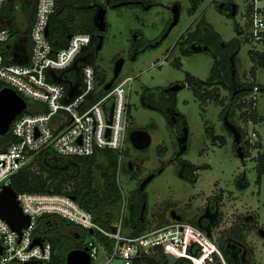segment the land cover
<instances>
[{"label": "rangeland", "instance_id": "rangeland-1", "mask_svg": "<svg viewBox=\"0 0 264 264\" xmlns=\"http://www.w3.org/2000/svg\"><path fill=\"white\" fill-rule=\"evenodd\" d=\"M103 1V0H101ZM160 5L149 10L141 7L119 6L107 8V28L103 32L104 42L91 64L95 69V88L104 85L113 76V64L118 57L124 59V64L117 80L132 77L130 85V119L129 130L145 129L150 137V145L143 151L135 150L129 141L125 142V149L120 155V163L124 166L118 171V184L126 201L131 197L138 186V182L148 174L160 168L162 161H168L172 153L178 150L176 137L173 131L166 125L161 113L143 107L139 102V94L144 87H167L173 83L184 80L185 72L205 80L211 70L213 59L208 53H194L184 56L177 48H173L175 40L190 25L191 21L199 15L210 23L221 35L224 41L233 37H240L234 31V25L242 23L244 2L233 1L238 9L236 16L227 17L217 10L216 4L220 0H201L196 11H188V0H156ZM173 1L181 4V12L178 23L170 30L167 37L158 46L151 47L138 54L136 59L130 57L132 51V39L134 32L139 31L144 38L153 39L158 37L167 26L170 18L169 6ZM16 14V20L21 19V11H5ZM5 14H3L4 16ZM241 41V48L237 59L238 80L242 82L253 81L264 85V69L258 68L255 78L249 74L252 66L249 60L248 50L251 44ZM90 49L80 56L89 55ZM179 58L181 68L172 62ZM60 73V72H57ZM105 77V78H104ZM223 101H228V93L219 89ZM255 107L263 120L239 119L240 110H236L234 124L239 125L244 133L245 154L247 157L242 161L233 151L232 136L222 125L219 112L223 104L209 101L204 110L195 99L188 86L176 92V108L185 117L187 129V151L182 154V159L188 160L194 165L207 168L198 169V179L195 183L181 178L178 173L176 162L167 164L161 174L152 179L146 186V222L151 228L159 225V221L167 220L170 211L182 216L184 221L192 219L196 222L198 216L204 211L207 200L214 204V195H218L219 204L217 220L212 232H208L211 243L220 249L223 241L235 239L232 233L238 225L250 227L243 229L244 253L242 259L245 264H264V175L259 183L256 182L257 172L255 169L256 156L264 150V92L254 93ZM248 99V98H247ZM206 122V123H204ZM206 124L213 129L214 133L222 135L225 139L223 146L212 144L206 137L204 126ZM181 127V126H180ZM241 140H243L241 136ZM98 160H104L99 157ZM132 164L131 172H127L128 164ZM245 178L248 186L240 188L239 182ZM121 204V202H120ZM120 206V205H119ZM119 215V213H118ZM117 217V216H116ZM246 217H251L247 220ZM199 228L197 225H194ZM127 233V229L123 234ZM207 233V232H206ZM95 239V235L84 232L82 245L85 246ZM101 247V245H99ZM209 247V245H208ZM190 244L182 250V257L191 264L205 255H215L207 252L192 255ZM68 251H66L67 253ZM65 253V255H66ZM104 261L102 250L99 256L91 264H101ZM177 260L174 259V263Z\"/></svg>", "mask_w": 264, "mask_h": 264}, {"label": "built area", "instance_id": "built-area-1", "mask_svg": "<svg viewBox=\"0 0 264 264\" xmlns=\"http://www.w3.org/2000/svg\"><path fill=\"white\" fill-rule=\"evenodd\" d=\"M11 1L0 0V90L13 89L25 100L26 108L10 125L8 133L14 140L0 151V191L11 185L12 176L39 153L51 152L62 157L90 156L99 149L122 153L125 142L129 141L130 85L133 81L130 76L116 80L106 94L94 99V67L91 62L80 60V52L90 45L91 35L75 33L63 47H54L45 30L55 0H36L32 24L24 36L13 30L7 23L9 18L2 14ZM242 1L240 39L250 43L251 49L262 51L264 0ZM4 50L12 51L14 58L27 51V58L10 61V56L3 54ZM78 61L81 62L79 80L69 77L71 95L69 86L54 79L69 69L71 71ZM16 196L22 212L29 217V224L19 234L0 218V264H48L52 258V244L39 229L40 222L48 216L61 218L88 234L92 229L90 235L98 231L110 239L109 250L96 240L85 245L91 262L98 258L100 250L104 258L101 264H134L135 259L157 251L164 253L166 258L171 255L178 260L182 250L190 244V252L197 246L192 255L207 252L209 247L210 253L215 252L212 257L202 256L193 264H228L208 234L184 220L170 219L159 227H147L137 234H123V218L127 213L123 194L119 215L112 223L111 231L96 224L92 214L67 194L21 192ZM34 240L37 243L32 244Z\"/></svg>", "mask_w": 264, "mask_h": 264}, {"label": "trees", "instance_id": "trees-1", "mask_svg": "<svg viewBox=\"0 0 264 264\" xmlns=\"http://www.w3.org/2000/svg\"><path fill=\"white\" fill-rule=\"evenodd\" d=\"M24 1H26L24 6ZM122 1L128 0H55L54 11L49 18V34L48 39L51 41L54 47L61 48L68 40V36L75 33H88L91 35V39L97 40L99 34L95 28L93 15L95 9L99 5L111 6ZM139 1L138 4L132 3L126 5L128 7H141L145 8L149 6H155L156 0H130ZM201 0H190V7L188 11L194 13ZM36 0H12L10 4H7L2 11L5 14V18H13L14 13H5L11 8L15 10H25L27 17V34L29 33L33 16L31 12L35 11ZM226 4L231 0L223 1ZM218 2L216 4L217 10L223 14L224 11L219 9ZM237 7V5H236ZM238 9V7H237ZM107 28V25H106ZM234 31L240 37L242 34L241 28L238 24L234 25ZM166 30H163L161 36L155 37L151 40L144 38L141 32H134L135 39H132L131 48L134 50L131 55L134 54V59L137 58L138 54L145 51L148 48L158 46L164 38ZM180 53L182 55L190 56L194 53H208L213 59L210 74L205 79H199L189 72H185L184 80L179 82L184 87L188 86L192 91L193 96L200 104L201 110L209 101L217 102L219 105L223 104L222 110L219 112L221 120L224 116L229 121L234 123L236 110H240L238 115L239 119L252 120H263L258 115L255 107V98L253 94L256 92L263 93L264 85L253 81L242 82L238 80L237 75V64H238V53L241 48V41L236 36L229 41H224L221 35L214 29V27L208 23L202 15L194 18L190 25L177 39ZM90 47H86L80 52V55L88 51ZM4 55L10 56V61H17L19 58H14V53L10 50H4ZM249 60L252 66L249 69V74L252 78H255L256 71L258 68L264 69V50L256 51L253 49L248 50ZM176 67L181 68V62L179 58H176L172 62ZM93 66V65H92ZM81 67V65H80ZM94 67V66H93ZM95 70V69H94ZM75 80L77 76L73 75ZM80 76V72L78 73ZM67 73H62V77L66 81H70V78L66 76ZM105 78V77H104ZM118 78V77H117ZM114 80L113 83L116 82ZM109 81V80H108ZM104 82V85L108 82ZM178 83V82H177ZM65 87L67 83L63 82ZM176 84V83H175ZM104 85L96 87L94 93V99L104 95L107 91L104 89ZM219 89H223L228 93V101H223V97L219 95ZM165 92L164 87H144L141 91V101L145 108L156 110L163 114L167 120V126L178 134L177 127L171 125L169 117L176 115L178 122L182 124L183 130L186 129L185 117L176 108V92H165L167 98H161L160 93ZM154 96V98H153ZM248 98V99H247ZM130 109V108H129ZM167 109V110H165ZM206 123V122H204ZM236 125V124H235ZM239 129L243 138L244 133L239 125H236ZM187 130V129H186ZM177 132V133H176ZM183 132V131H182ZM204 132L206 137L211 141L212 144L217 143L218 146L225 144V139L222 135L214 133L207 124L204 126ZM14 138L8 133L5 136H0V151L5 149L6 146L12 142ZM177 145V143H176ZM245 147L242 145L243 152ZM187 151V149H186ZM186 151L184 153H186ZM234 151V145H233ZM124 152V151H123ZM122 152V153H123ZM114 150L110 149H99L93 155L90 156H71L62 157L54 153H39L33 157L32 161L11 178V186L16 193L31 192V193H63L69 196L75 197L78 204L88 210L93 217L94 222L106 231L113 229L112 223L117 219L120 202L122 199L121 188L118 184L117 171L123 168L120 163V155ZM101 157L104 161L100 162L98 158ZM247 155L244 152V159ZM244 159H241L244 161ZM255 169L257 172L256 182L259 183L261 177L264 175V150L256 156ZM179 162L185 167L189 168L191 172L200 168H207L208 166H196L191 164L185 159H182V154L175 151L168 161H162L160 167L166 166L167 164ZM127 169V172H131V169ZM186 173L182 171V177L189 180L190 182L196 181V175L193 173ZM145 180L142 184H138L137 188L131 197L127 198V213L123 218L124 231L127 229L129 234H137L142 232L144 229L149 227L146 222V209L144 208L142 216L141 207L146 202V186ZM240 188H246L248 183L245 178L241 179L238 183ZM220 196H213L215 204H219ZM264 205V202H263ZM117 216V217H116ZM57 217H46L41 223L53 224L57 222L56 226L48 228L46 237L52 244V258L48 264H65V253L75 248H82V236L84 231L78 226L73 225ZM250 220L251 217H246ZM169 222L165 220L159 221L161 226L164 223ZM189 222L193 225L192 219ZM47 225V227H49ZM254 222L250 227L244 226L245 229L250 230ZM241 226H236L235 231L232 233L235 239L225 240L220 245V251L228 264H245L241 255L244 253L243 241V229ZM126 233V234H127ZM95 239L98 243L104 246L105 249L109 250L111 247V241L105 235L100 232H95ZM235 252L237 258L233 259L230 255L229 250ZM197 250V246L192 248L194 253ZM134 264H170L164 253L157 251L150 255H143L138 259H135ZM174 264H191L187 259L180 258Z\"/></svg>", "mask_w": 264, "mask_h": 264}, {"label": "water", "instance_id": "water-1", "mask_svg": "<svg viewBox=\"0 0 264 264\" xmlns=\"http://www.w3.org/2000/svg\"><path fill=\"white\" fill-rule=\"evenodd\" d=\"M132 3L138 4L139 1H122L117 4H112L110 8H117L119 6H126ZM227 5V8L224 7ZM107 6L99 5L96 7L93 21L95 28L98 32L97 35V44L95 45V50L99 51L103 47L104 36L103 32L106 30V12ZM147 9V8H146ZM219 9L223 10L227 17L233 18L236 15V4L234 2H221L219 4ZM171 12L173 14V20L169 24L167 31L163 35L165 37L170 30L178 23L180 18V7L175 4L173 5ZM49 34V27L47 26L45 30V35L48 36ZM70 38V35L68 36ZM135 39V36H133ZM134 59V56H132ZM90 62V61H89ZM124 64V59L122 57H118L113 64V76L112 78L104 85V89H110L111 85L113 84L114 80L120 75L121 69ZM70 70V69H69ZM68 70V71H69ZM56 82H66L69 86V93L72 95V83L70 81L64 80L61 76L54 79ZM184 86L182 84L176 83L166 91L177 92L182 89ZM26 108L25 100L19 96L13 89L9 87H5L0 90V136H5L9 132L10 125L15 117L24 111ZM223 125L226 130L231 133L232 141L235 147V154L240 158L244 159V152L242 150V140H241V133L239 129L236 127L234 123L229 121L226 116L223 117ZM129 143L131 146L136 150H143L146 149L151 143V137L146 130L143 129H134L129 132L128 135ZM186 140H187V130L184 129L182 135L178 139L180 147L179 153H183L186 150ZM152 176L146 178L145 182H148ZM75 199V197H72ZM144 203L141 207L142 216L144 211ZM172 219L179 220L181 217L176 215L174 212L171 213ZM0 218L6 221L12 230L16 231L20 234L21 230L28 226L29 224V217L24 214L19 206V202L17 200L16 192L12 188L11 185H6L0 191ZM89 234H93V230H89ZM207 234H209L207 232ZM37 243L36 240L33 241L32 244ZM167 260L169 263H174V257L171 255H167ZM27 264H34L33 262H29ZM65 264H91V260L88 254V249L86 246L82 248H75L68 251L65 255Z\"/></svg>", "mask_w": 264, "mask_h": 264}, {"label": "flooded vegetation", "instance_id": "flooded-vegetation-1", "mask_svg": "<svg viewBox=\"0 0 264 264\" xmlns=\"http://www.w3.org/2000/svg\"><path fill=\"white\" fill-rule=\"evenodd\" d=\"M189 2H190V0H188ZM156 3H158V4H156L155 6H157V5H160V3L159 2H157V1H155ZM25 3H26V1H24V6H25ZM175 4H177L179 7H180V12H181V4L178 2V1H173L172 2V4L169 6V10H170V13H171V15H170V18L168 19V21H167V26H166V28H164L163 30H166L167 31V28H168V26H169V24L172 22V20H173V14H172V12H171V9H172V7H173V5H175ZM107 6V5H106ZM107 7H109V6H107ZM152 7H154V6H152ZM151 7V8H152ZM190 7V6H189ZM110 8V7H109ZM147 8V9H146ZM225 8H227V5L224 7V9ZM150 9V7L149 6H147V7H145L144 8V10H149ZM10 10L12 11V9L10 8ZM19 11H21V19L20 20H16V14H18V13H15L14 14V17L13 18H9V20L7 21V23H8V25L13 29V30H15V31H20V32H22L23 34H24V36H26L27 35V17H26V14H25V10H19ZM14 13V12H13ZM236 13H237V7H236ZM33 14H34V12L32 11L31 12V16H33ZM236 16V15H235ZM234 16V17H235ZM98 33H100V32H98ZM162 34H163V32H162ZM162 34H160L159 36H161ZM181 35V34H180ZM179 38V37H178ZM177 38V39H178ZM165 39V38H164ZM177 39L175 40V42H174V45H173V48H177L178 50H179V46L176 44L177 43ZM231 40V39H230ZM97 41H98V39L96 40H94V38L91 40V43H90V45L88 46V47H90V51L88 52L89 53V55L88 54H86V55H84V56H81V61L82 62H92V61H94V59L96 58V56H97V54H98V52L100 51H96L95 50V45L97 44ZM229 41V40H228ZM132 52H134V50L132 49V51H131V54H132ZM179 53H180V50H179ZM130 54V57H132V56H134V54H135V52H134V54L133 55H131ZM181 54V53H180ZM182 55V54H181ZM184 56H186V55H184ZM80 65H81V62L80 61H78L77 63H74V65L72 66V68H71V71L74 73L73 75H76L77 76V80H79V78H80V76H78L79 74V68H80ZM175 83H173V84H171V85H169V86H167V87H164V90H165V92H169V91H166V89L167 88H169L170 86H172V85H174ZM165 92H162V93H160V95H161V98H167L168 96H167V94L168 93H165ZM153 98H154V96H153ZM141 99H142V97H141V93L139 94V102H140V104L142 105V101H141ZM143 106V105H142ZM144 107V106H143ZM149 109V108H148ZM165 110H167V109H165ZM154 111H156V110H154ZM158 112V111H157ZM160 113V112H159ZM162 116H163V114H161ZM163 118H164V120H165V122H166V125H167V120L165 119V117L163 116ZM169 121H170V123H171V125H174L175 127H177V132H178V134H175V132H173L174 133V135H175V137H176V143H177V146H178V150H177V152H179V147H180V144H179V141H178V139L180 138V136L182 135V131H183V126H182V124L181 123H179L178 121V119H177V116L176 115H172V116H170L169 117ZM222 121V125H223V119L221 120ZM181 126V127H180ZM223 127H224V125H223ZM225 128V127H224ZM139 129H142V128H139ZM143 130H145V129H143ZM225 130H226V128H225ZM227 131V130H226ZM176 132V133H177ZM230 135H231V133H230ZM232 136V135H231ZM187 140H188V137H187ZM187 140H186V146H187ZM233 142V141H232ZM234 145V144H233ZM186 149H187V147H186ZM136 150V149H135ZM143 150H145V149H143ZM143 150H137V151H143ZM234 150H235V147H234ZM186 151V150H185ZM184 151V152H185ZM184 152L183 153H181V154H184ZM173 154V153H172ZM172 156V155H171ZM170 156V157H171ZM188 161V160H187ZM189 162V161H188ZM177 163V162H176ZM191 163V162H190ZM192 164V163H191ZM177 165H178V169H177V173H178V175L181 177V178H183L182 177V171H185L186 173H189V172H191V170H189V168H187V167H185L184 165H182V164H180L179 162L177 163ZM167 166V165H166ZM165 166V167H166ZM197 166V165H196ZM205 166V165H204ZM165 167L164 166H162V167H160V168H158L156 171H154V172H152L151 174H148L145 178H143V179H141L139 182H138V184L140 185V184H142V182L144 181V180H146V178H148L149 176H152V178L148 181V182H146L145 183V185H148L151 181H152V179L153 178H155L156 176H158L159 174H161L162 173V171L165 169ZM128 168L129 169H132V164L131 163H129L128 164ZM197 170H195V171H193V172H191V173H193V174H195L196 175V181H197V179H198V175H197V172H196ZM184 179V178H183ZM189 181V180H188ZM195 181V182H196ZM195 182H192V183H195ZM143 205V204H142ZM144 205L146 206V202L144 203ZM145 208V207H144ZM217 211H218V204H212L211 202H209L208 200H207V202H206V204H205V208H204V211L198 216V218L196 219V222H194V224L195 225H197L200 229H202L203 231H205V232H212V229H214L215 228V226H216V224L218 223V220H217ZM172 212H174V211H170L169 212V214H168V216H167V219L168 220H170V219H172V217H171V213ZM175 213V212H174ZM176 214V213H175ZM176 215H178V214H176ZM180 216V215H179ZM181 218L179 219V220H184L183 218H182V216H180ZM55 219H58V218H55ZM173 220H175V219H173ZM56 224H57V222H53V224H50L49 225V223H48V220H47V223H41V226H40V229H41V231L43 232V234L44 235H46V231H47V229L49 228H51V227H54V226H56ZM47 225H49V227H47ZM229 240V239H228ZM229 252H230V255H231V257L233 258V259H235V258H237V256H236V254H235V252H233L232 251V249L231 250H229ZM243 257V254L241 255V258Z\"/></svg>", "mask_w": 264, "mask_h": 264}, {"label": "crops", "instance_id": "crops-1", "mask_svg": "<svg viewBox=\"0 0 264 264\" xmlns=\"http://www.w3.org/2000/svg\"><path fill=\"white\" fill-rule=\"evenodd\" d=\"M15 38H16V37H15ZM26 58H27V51H25V53H22L21 56H20V59H23V60H24V59H26ZM66 73H67L66 76H68V78H69V77H72V71H67Z\"/></svg>", "mask_w": 264, "mask_h": 264}]
</instances>
